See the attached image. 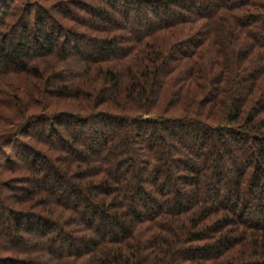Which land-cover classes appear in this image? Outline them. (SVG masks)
<instances>
[{
    "label": "trees",
    "instance_id": "obj_1",
    "mask_svg": "<svg viewBox=\"0 0 264 264\" xmlns=\"http://www.w3.org/2000/svg\"><path fill=\"white\" fill-rule=\"evenodd\" d=\"M0 264H264V0H0Z\"/></svg>",
    "mask_w": 264,
    "mask_h": 264
}]
</instances>
